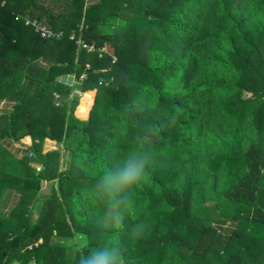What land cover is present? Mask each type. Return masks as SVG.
Instances as JSON below:
<instances>
[{
  "label": "trees",
  "instance_id": "trees-1",
  "mask_svg": "<svg viewBox=\"0 0 264 264\" xmlns=\"http://www.w3.org/2000/svg\"><path fill=\"white\" fill-rule=\"evenodd\" d=\"M38 1L0 0V145L30 140L20 159L0 148V198L20 196L0 213V264H79L114 243L123 264H264V0ZM138 149L148 174L105 228L93 186Z\"/></svg>",
  "mask_w": 264,
  "mask_h": 264
},
{
  "label": "clouds",
  "instance_id": "clouds-1",
  "mask_svg": "<svg viewBox=\"0 0 264 264\" xmlns=\"http://www.w3.org/2000/svg\"><path fill=\"white\" fill-rule=\"evenodd\" d=\"M128 156L131 159L118 172L107 168L93 186L96 197L104 207L105 228L122 227L130 202V191L146 177L152 163L151 153L147 150H133ZM138 229L139 225L134 226V235L139 234ZM79 264H123V252L115 243L92 248L80 258Z\"/></svg>",
  "mask_w": 264,
  "mask_h": 264
},
{
  "label": "crops",
  "instance_id": "crops-1",
  "mask_svg": "<svg viewBox=\"0 0 264 264\" xmlns=\"http://www.w3.org/2000/svg\"><path fill=\"white\" fill-rule=\"evenodd\" d=\"M95 0H87L88 3L90 2H93ZM38 3L42 6L45 7L44 10H46L48 12L49 8H53L55 6L57 7H61L62 6V3H59L57 1L53 2L52 0H39ZM49 5V6H48ZM63 82H69L68 81V78L67 77H62L60 78ZM12 102H8V101H5V100H1L0 99V107L1 109L3 108V106H11ZM81 106V103H79V106L78 108ZM85 108H87L88 106L87 105H84ZM78 108L75 112V116L79 119H83L85 120V118L88 117V111L89 109L87 110V112H85V114H79L78 113ZM86 115V116H84ZM30 143V140H25L24 142H15L13 141L12 139H3L1 141V145H0V148L4 150L5 153H9L10 155L20 159L21 157H23V155L27 152V148L29 147ZM56 144L55 143H52L48 140H45L44 141V144H43V152L44 153H47V152H50V151H53V150H58V146H55ZM1 151H0V155H1ZM49 184L52 186V182H48L45 181L41 183V188H40V191L39 193L43 196L47 195V193L45 192H42V186H44ZM41 196V198L43 197ZM19 194L14 190V189H5V191L2 193L1 195V198H0V210H1V214L2 215H7L11 208L17 204V202L19 201Z\"/></svg>",
  "mask_w": 264,
  "mask_h": 264
},
{
  "label": "built area",
  "instance_id": "built-area-1",
  "mask_svg": "<svg viewBox=\"0 0 264 264\" xmlns=\"http://www.w3.org/2000/svg\"><path fill=\"white\" fill-rule=\"evenodd\" d=\"M17 19H19V16H17ZM25 25H28V26L32 27L33 31L35 33L39 34V36L41 38H43V39H47V40L54 39V38L59 39V38H61L63 36V33L56 32V31H53V30L47 28V26L45 25V23L40 22L36 18H28V17H26ZM80 31H81V28H80ZM75 38H76V34L74 32H72L70 34V36H69V39L70 40H74ZM77 43L79 44V46H80L81 49H84L87 52H94L95 51V47H94L93 44H90V45L89 44H86L85 42L82 41V39L80 37L77 38ZM98 51L100 52V54L111 53L110 50L106 46L101 47ZM113 61H115V58L113 59ZM80 78L81 79H84L85 78L84 74ZM74 92L75 93H79L80 95L82 93L79 90H74Z\"/></svg>",
  "mask_w": 264,
  "mask_h": 264
},
{
  "label": "rangeland",
  "instance_id": "rangeland-1",
  "mask_svg": "<svg viewBox=\"0 0 264 264\" xmlns=\"http://www.w3.org/2000/svg\"><path fill=\"white\" fill-rule=\"evenodd\" d=\"M106 46V45H105ZM107 47V46H106ZM108 48V47H107ZM109 49V48H108ZM110 50V49H109ZM109 52V51H108ZM85 76V75H84ZM75 93V92H74ZM72 94V96H71V98H73V97H76V99L77 100H79L80 98H82V96H87V94H82L81 93V95L79 94V93H75V94ZM91 95L90 96H93V94L94 93H90ZM81 96V97H80ZM56 97H58V96H56ZM86 105V104H85ZM80 107H82V108H84V106L83 105H81ZM80 107L78 108V111H79V109H80ZM76 112V111H75ZM84 111H82L81 112V114H85V112L83 113ZM84 116H86V115H84ZM88 118V117H87ZM87 118H85V120L87 119ZM55 146H58L57 144L55 145ZM44 182V181H43ZM45 183H46V181H45ZM53 186V185H52ZM51 185H49V184H47V185H45L44 184V186H42V192H45V193H47V194H49L50 193V190H51V187H52Z\"/></svg>",
  "mask_w": 264,
  "mask_h": 264
}]
</instances>
